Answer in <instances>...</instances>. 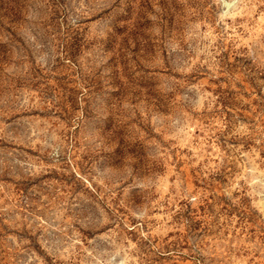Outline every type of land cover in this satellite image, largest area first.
Listing matches in <instances>:
<instances>
[{"label":"rangeland","instance_id":"obj_1","mask_svg":"<svg viewBox=\"0 0 264 264\" xmlns=\"http://www.w3.org/2000/svg\"><path fill=\"white\" fill-rule=\"evenodd\" d=\"M0 264H264V0H0Z\"/></svg>","mask_w":264,"mask_h":264}]
</instances>
